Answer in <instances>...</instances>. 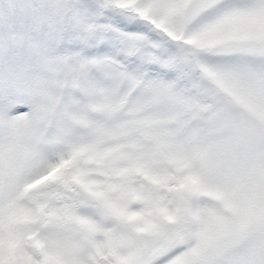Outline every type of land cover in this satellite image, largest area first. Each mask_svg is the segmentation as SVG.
Listing matches in <instances>:
<instances>
[{"label": "snow or ice", "instance_id": "6c2138e0", "mask_svg": "<svg viewBox=\"0 0 264 264\" xmlns=\"http://www.w3.org/2000/svg\"><path fill=\"white\" fill-rule=\"evenodd\" d=\"M0 264H264V0H0Z\"/></svg>", "mask_w": 264, "mask_h": 264}]
</instances>
